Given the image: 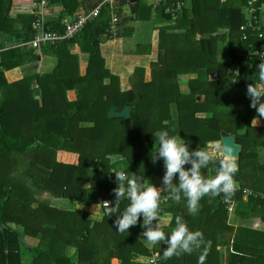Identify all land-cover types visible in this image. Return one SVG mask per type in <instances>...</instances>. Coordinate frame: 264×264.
I'll use <instances>...</instances> for the list:
<instances>
[{
  "label": "trees",
  "instance_id": "1",
  "mask_svg": "<svg viewBox=\"0 0 264 264\" xmlns=\"http://www.w3.org/2000/svg\"><path fill=\"white\" fill-rule=\"evenodd\" d=\"M17 1L0 0V49L9 40L23 42L34 36L35 14L14 15ZM57 1L64 8L59 17L48 21L47 25L51 30L63 32L64 20L74 16L79 4L75 0ZM175 1L168 0L167 5ZM183 1L186 4L175 21V31L160 32L159 59L152 64L150 81H145V69L138 67L130 77L132 89L124 91L119 78L106 67L101 44L116 37L108 32L112 13L105 5L99 17L77 38L41 48L42 52L50 51L59 56V64L53 72L34 74L10 86L12 94L0 103V264H112L113 258L120 259L122 264H142L134 261L136 256L150 254L149 248L140 243L144 231L140 226L142 217L129 232L119 233L113 227L115 215H105L98 222L89 218L87 212H66L50 205L59 198L92 204L112 201L110 206H114L113 190L117 183L113 173L115 163H110L108 158L111 154H121L128 159L130 166L123 171L136 173L145 181L154 175L162 179L165 171L162 160L155 163L152 160L153 133L158 130L180 135L190 144V151L220 140L224 132H232L228 124L219 123L224 121L218 116L219 108L244 95L258 78V71L251 69L253 64L243 63L237 56L250 49L241 32L246 22L243 8L247 0ZM138 4L139 1L133 4L134 13L138 12ZM258 5L261 16L264 0H259ZM160 8L163 9L158 13L161 19L170 20L165 5H158L157 9ZM79 37L81 47L90 56L85 75L80 74L77 56L71 54L70 48L62 49L77 43ZM250 38L253 42L257 40L254 35ZM223 40L231 45L229 63L219 60V43ZM11 51L2 54L0 68L11 67L12 58H7ZM34 51L28 50L29 53ZM236 61L242 62V72L233 86ZM183 74L198 75L188 81L189 95L181 91L179 76ZM214 74L218 77L214 78ZM35 87L40 88V96L34 94ZM199 94L204 95V100L197 99ZM173 104L177 105L179 113V126L175 130L168 124ZM126 106L131 107L130 119L109 116L111 109ZM252 114L262 118L264 123V117L259 116L254 107ZM247 146L249 144L244 142V148ZM239 155L242 162L247 161V155L243 152ZM209 167L219 170L220 161L215 160L201 169L206 179ZM89 169L94 170V177L86 187ZM30 183L39 191L32 192ZM19 185L28 190L26 196L17 193ZM243 186L231 197L241 199ZM162 196L164 200L160 205L167 206H160V216L164 212H174L176 216L178 212L173 206L178 202L170 198L167 189ZM219 196L224 198L222 193ZM250 198L261 204L264 218V198ZM34 202L38 203L36 208L31 207ZM128 204L129 200L123 199L119 210L123 211ZM18 206L22 208L21 213L27 215L22 221L23 232L9 222L15 220ZM25 233L40 236L39 245L27 247ZM238 242L233 249L238 254L239 264H264V243L256 239L245 244ZM72 246L77 248V262L68 256ZM23 249L33 254L29 262L24 259Z\"/></svg>",
  "mask_w": 264,
  "mask_h": 264
},
{
  "label": "crops",
  "instance_id": "2",
  "mask_svg": "<svg viewBox=\"0 0 264 264\" xmlns=\"http://www.w3.org/2000/svg\"><path fill=\"white\" fill-rule=\"evenodd\" d=\"M30 1H33L31 6ZM30 1L26 5L24 0H18L17 2L19 4L17 10L19 11L16 10L14 15L15 13H29L34 16L40 0ZM75 1L79 4L78 12H80V9L81 11L82 9L88 10L86 9V5H89V3L94 0ZM117 1L119 3L118 9H120L121 12V15H118L120 21H122L120 24L121 31L119 30L121 35L112 40L103 42L101 44V53L105 59L106 67L113 75L119 78L122 89L127 91L132 89L130 77L138 67L145 69V81H150L152 79V64L159 59L160 32L161 30L168 31V27L173 28V26L171 20H157L155 16L154 18L152 17L153 10L158 6L157 0L152 2L151 5L145 6H141L140 0H137V2L139 1L137 13L133 12V4L136 2L132 3L131 0ZM72 3H74V1H72ZM110 4L107 5L110 7ZM147 6L153 7V9H151L152 13L147 9ZM63 8L64 5L61 2L57 0L53 1L48 8V21L56 20L59 17L58 15L61 14ZM111 12L115 13V9L114 11L111 10ZM77 13H75L74 16ZM141 15L145 18H142ZM262 17L264 18V13L262 14ZM72 20V16H68L64 20L65 26ZM80 41L81 39L79 37L77 43H70L68 46L72 51L71 54L77 56V66L79 67L80 74L85 75L88 69L90 56L89 53L82 52L81 45H79ZM25 42L26 41L22 42L15 39L9 40V42H5L6 46L0 49V61H2L1 58L4 52L7 53L8 50H12L7 56V58H12L11 67L4 68L1 66L0 68V72H2L0 73V103H4V100L9 97V94H12L11 85L22 81L25 77H31L34 74L51 73L52 69L58 64L56 56H48L41 50H35L33 53H29V48L24 45ZM77 44L80 48L75 46ZM220 46L221 44L219 43V47ZM218 56L219 60L222 62L229 63L232 61L230 52L224 54L219 51ZM51 60L54 61L53 64H51ZM7 62L9 63L10 61L7 60ZM47 65H50V67H47ZM251 69L258 71L257 64H253ZM197 76V74H183L179 76L183 94L189 95L191 93L188 81L196 79ZM197 99L200 101L204 100V95L199 94ZM249 112H251V116H249ZM218 116L222 118L221 120H224L219 123L228 124L232 132H224L221 135V139L216 141L222 142V138L225 135H233L236 143L240 144L242 147L240 153L243 152L244 155H247V161L243 160L242 162L240 157L235 158L238 166V171L234 176L235 186L241 189L244 185L243 187L245 189L257 190L264 193V123L262 118L252 114L251 98L247 97V91L244 95L220 106ZM168 124L172 130L177 129L179 126V113L176 104L172 105L171 119L168 121ZM255 139L258 141L257 144H254L253 142ZM216 141L207 142L206 146L202 149L214 151L212 144ZM244 142L249 144L247 148H244ZM217 172L218 168L217 170L211 167L207 168V178L214 177ZM159 182L160 181L155 183L151 179L148 183H152L156 187H161L162 182L161 184H159ZM28 186L32 192L39 191L37 190V187L33 186L31 183ZM26 192H28L27 189H22V186L20 185L19 187L17 186V193H22L23 196H26ZM23 196L20 195L19 197L22 199ZM37 197H39V194H37ZM163 198L164 197L162 196L161 202H163ZM222 200L223 199L219 195L213 196L208 194L200 200L197 212L195 214H189L187 210V202L182 198L180 202L173 206L178 212L176 216L174 212H164L161 216L163 219L169 221L168 225L165 226L166 231L175 227V218L177 216L182 217L190 230L200 231L204 237V242L200 249L194 250L190 254L182 253L165 259L163 257V250L167 245L161 244L160 246L157 244L152 246L143 242L145 246L149 248L150 254L142 256V260L137 255L134 261L136 263L149 264V258L151 255L154 252H158L162 264H239L237 262L238 254L234 252L233 249L234 244L238 241V243L245 244L253 239L264 243V218L262 217V206L259 203H255L254 199L243 196L241 199H237L233 214H229L228 210H225ZM111 203L113 202L110 201V204ZM102 205L103 201L97 204H92L78 200L67 201L56 198L52 201L50 206L66 212L84 211L88 213L89 218L100 222L105 217ZM37 206L38 203L34 202L31 207L36 208ZM160 206L165 207L167 204ZM168 206H170L169 203ZM21 210L22 208H19V206L16 207V214H14L15 220H9V222L11 221L10 223L12 226H15L23 232L24 225L22 221L26 220L27 215L24 212L21 213ZM48 223L49 222H46V224ZM249 230L252 232L249 233ZM23 237L27 247H36L40 243V236L26 235L25 233ZM77 255V248L74 246L70 247L68 250V256L74 258L75 262H77ZM23 256L25 261L29 262L32 259L33 254L29 251H23ZM112 264H122V262L118 258H113Z\"/></svg>",
  "mask_w": 264,
  "mask_h": 264
},
{
  "label": "clouds",
  "instance_id": "3",
  "mask_svg": "<svg viewBox=\"0 0 264 264\" xmlns=\"http://www.w3.org/2000/svg\"><path fill=\"white\" fill-rule=\"evenodd\" d=\"M257 73V82L248 86L247 96L251 98V106L257 109L258 115L264 117V62L258 65ZM153 136V163L162 160L165 169L162 187L158 188L152 183L146 184L142 176L128 170L115 171V204L110 206V203L105 201L102 206L107 217L116 216L113 227L119 233L129 232L131 227L140 223L142 217L140 226L144 229L143 241L152 246L167 245L163 250V257L168 259L200 249L204 237L200 231L190 230L180 216L175 218L174 228L165 230L169 221L160 216L163 190L167 189L170 198L176 202H180L182 198L186 200L188 213L195 214L200 200L208 194L216 196L222 193L225 201L230 199L236 191L234 176L238 166L233 155V145L224 141L214 142V151L200 148L190 151L189 143L178 134L170 135L166 129L156 131ZM216 159L220 161L218 172L212 178H204L201 169ZM185 165L190 167L186 168ZM125 198L129 200V204L120 211L118 205Z\"/></svg>",
  "mask_w": 264,
  "mask_h": 264
},
{
  "label": "built area",
  "instance_id": "4",
  "mask_svg": "<svg viewBox=\"0 0 264 264\" xmlns=\"http://www.w3.org/2000/svg\"><path fill=\"white\" fill-rule=\"evenodd\" d=\"M53 1L55 0L39 1L38 9L35 13V20L32 24L33 30L35 32L34 36L32 39L24 43V45H26L29 49L40 51L44 46L57 45L64 41L75 39L82 33L88 24L95 21L99 17L105 5L111 3V10L114 11L115 9L112 2L108 3L106 0L100 2L91 9L78 12L75 15V18L66 24L65 30L63 32H59L56 30H51L47 25L48 8ZM167 2L168 0H157L158 5H165V13L173 17V19L179 16L186 4L183 0H177L170 5H167ZM258 2L259 0H247V4L243 8L246 22L241 26V32L243 40L248 41L250 49L246 53L239 52L237 55L238 58H241L243 63L251 62L252 64H257V66L261 62H264V18L259 14L261 7L258 5ZM111 13V21L109 23L108 32L112 36L117 37L120 30L119 21L117 15L114 12ZM251 35L255 36V39H257L256 42L251 40ZM241 72L242 62L236 61L234 66L235 77L232 80L233 86H236L237 78L241 75ZM213 77L217 78L218 76L217 74H214ZM238 190L239 188L236 187L235 193ZM243 196L264 198V194L256 193L249 189L243 190ZM223 201L229 214H232L234 212L237 199L230 197V199L227 201H225V198H223ZM108 202L110 203V201ZM149 264H162L160 260V254L158 252H154L151 255L149 258Z\"/></svg>",
  "mask_w": 264,
  "mask_h": 264
},
{
  "label": "rangeland",
  "instance_id": "5",
  "mask_svg": "<svg viewBox=\"0 0 264 264\" xmlns=\"http://www.w3.org/2000/svg\"><path fill=\"white\" fill-rule=\"evenodd\" d=\"M30 0H24V3L27 5L28 4V2H29ZM102 1H104V0H94V1H92L91 3H89V5H86V9H91V8H93V7H95L96 5H98L100 2H102ZM108 3H110V2H113V4H114V8H115V14L117 15V18H118V21H119V27H120V31H121V22L122 21H120V19H119V16H118V14H117V12L116 11H120V9H118V6H119V3H118V1L117 0H106ZM154 1H156V0H140V5L141 6H145V5H151V3L152 2H154ZM33 1H30V6H31V3H32ZM189 4V3H188ZM188 4H187V6H188ZM153 5V4H152ZM186 6V7H187ZM147 9L148 10H151V9H153V7L152 6H147ZM82 10H84V9H82ZM159 9H155V10H153V18H154V16H155V18L157 19V20H160L161 18H162V15H158L157 13H160V12H162L163 11V9H161L160 8V10L158 11ZM17 11H19V10H17ZM79 10H77L76 11V13L78 12ZM80 11H81V9H80ZM15 15H17L16 13H15ZM119 15H121V12H120V14ZM180 15H181V13H180ZM59 16V15H58ZM72 18L74 19L75 18V16H72ZM170 18L172 19H170L171 21H172V26H173V28H170V27H168V31H175V29H176V25H175V21H177V19L179 18V16L177 17V18H174L173 19V17H171L170 16ZM174 24V25H173ZM6 41L9 39L8 38V36H6L5 38H4ZM220 44H221V46H220V51L222 52V53H229L230 52V44H229V42H228V40H223V41H220ZM79 45H81L80 43H79ZM78 44L77 45H75V46H78L79 48H80V46H79ZM82 48V47H81ZM62 49H63V51H66V50H68L69 49V46L68 45H65V46H63L62 47ZM63 51H61V53L63 54ZM72 52V51H71ZM82 52H84V53H86V51L82 48ZM46 54L48 55V56H51V57H54V56H56L54 53H52V52H50V51H48V52H46ZM56 58H57V60H58V64H59V56H56ZM17 59V58H16ZM17 62V61H16ZM54 63V61H52L51 60V64H53ZM58 64H57V66H58ZM56 66V67H57ZM47 67H50V65H47ZM55 69V68H54ZM54 69H52V71L51 72H53V70ZM45 74V73H44ZM48 74V73H47ZM131 82V81H130ZM39 85V84H38ZM180 87H181V85H180ZM36 88V87H35ZM38 88V87H37ZM40 89V88H39ZM182 91V90H181ZM34 94H35V90H34ZM37 96V95H36ZM113 156H118L119 158L118 159H112V157ZM108 158H109V162L110 163H115L114 164V168H113V172H115V171H119L118 169H120V170H122L123 171V169H126V168H128L130 165H129V161H128V159L124 156V158H123V155H121V154H111V155H108ZM94 177V170L93 169H89L88 170V174H87V176H86V180H87V178H88V181H87V183H86V187H88L87 185H89V183H90V181H91V179ZM152 179V181L153 182H155V183H157L158 181H160L159 182V184H161V178L160 177H158V176H151L148 180H146L145 181V183L146 184H148V182L150 181ZM157 179V180H156ZM159 188V187H158ZM63 200H67V201H75L76 199H63ZM233 214V213H232ZM144 241H143V238H142V235H141V237H140V243H143ZM23 251H27V250H25V249H23ZM138 256H139V258L141 259L142 258V256H146V255H142V254H138ZM144 258V257H143ZM146 258V257H145ZM142 260V259H141ZM145 260V259H144ZM142 264H146V263H142Z\"/></svg>",
  "mask_w": 264,
  "mask_h": 264
},
{
  "label": "water",
  "instance_id": "6",
  "mask_svg": "<svg viewBox=\"0 0 264 264\" xmlns=\"http://www.w3.org/2000/svg\"><path fill=\"white\" fill-rule=\"evenodd\" d=\"M131 2L135 3V2H137V0H131ZM35 94L37 96H40V89L37 87L35 88ZM109 116L111 118H128V119H130L132 117L131 107L126 106L124 108H121V107L113 108L110 110ZM223 141L225 143L233 145V148H234L233 155L235 156V158L239 157V153H240L242 147L240 144L236 143L235 137L233 135H225L222 138V142Z\"/></svg>",
  "mask_w": 264,
  "mask_h": 264
},
{
  "label": "bare ground",
  "instance_id": "7",
  "mask_svg": "<svg viewBox=\"0 0 264 264\" xmlns=\"http://www.w3.org/2000/svg\"><path fill=\"white\" fill-rule=\"evenodd\" d=\"M50 46V45H49ZM44 47H46V46H44Z\"/></svg>",
  "mask_w": 264,
  "mask_h": 264
}]
</instances>
